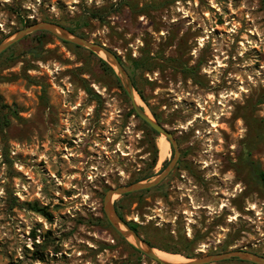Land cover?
I'll return each instance as SVG.
<instances>
[{
	"label": "rangeland",
	"instance_id": "obj_1",
	"mask_svg": "<svg viewBox=\"0 0 264 264\" xmlns=\"http://www.w3.org/2000/svg\"><path fill=\"white\" fill-rule=\"evenodd\" d=\"M27 20H80L83 37L126 66L145 51L158 64L138 102L177 136L181 158L150 191L115 197L145 241L184 261L234 249L264 256V185L249 161L264 169L261 0H0V43ZM36 33L0 58V118L11 120L0 121V264H161L113 227L104 197L157 176L173 147L160 155V134L131 114L98 53Z\"/></svg>",
	"mask_w": 264,
	"mask_h": 264
},
{
	"label": "water",
	"instance_id": "obj_2",
	"mask_svg": "<svg viewBox=\"0 0 264 264\" xmlns=\"http://www.w3.org/2000/svg\"><path fill=\"white\" fill-rule=\"evenodd\" d=\"M38 31L49 32L57 36L61 40L75 43L95 53H98L104 60H106L111 65L113 70L117 73L132 102V107L136 111V114L141 119L146 121L160 135H165L174 149L172 159L170 160L168 165L154 178L150 180H141L133 182L127 185L113 186L107 190L104 197V212L113 227L117 229L140 251H142L152 259L160 262L161 264H210L229 259H241L251 261L255 264H264V256L243 249H234L224 252L206 254L196 258H190L187 261L181 262L166 261L155 253V248L147 241H145L139 235V233L132 229L127 223V220L123 219L118 213L115 205V197L122 196L128 193L142 191L145 189H150L161 184L173 172V170L180 161L181 149L177 136L173 133V131L169 130L166 125L159 122L153 116L152 113H147V110L141 104H139L137 98H142L136 90L129 72L126 70L123 63L119 59L118 54H116L105 44L89 40L77 33L71 32L66 27L56 24L54 22L37 21L18 30L15 34L9 36L7 39L2 41L0 43V55L9 47L14 45L27 35Z\"/></svg>",
	"mask_w": 264,
	"mask_h": 264
},
{
	"label": "trees",
	"instance_id": "obj_3",
	"mask_svg": "<svg viewBox=\"0 0 264 264\" xmlns=\"http://www.w3.org/2000/svg\"><path fill=\"white\" fill-rule=\"evenodd\" d=\"M261 2L263 4V6H264V0H261ZM98 14H99V12H94L93 13L94 17H100ZM21 24H22V26H27V25H30L32 23H31L30 20H27L26 22L22 21ZM64 26L67 29H69L71 32H73V33H77V34H79L81 36H85L83 33H81L79 31L81 29V27H82V21H80V20L75 21L71 25H64ZM47 34H48L47 32L41 31V32H37L35 35H38L39 37H42V36H46ZM63 42L68 43L67 41H63ZM7 51H8V49L6 51H4L0 55V58H2L3 55ZM119 59L121 60L123 65L126 67L127 71L129 72V74H130V76H131V78L133 80L134 86H135L136 90L138 91L139 95L141 96V98L143 100L146 101L147 97L145 95V91H144V87H143V80H144L143 74H144L145 71H150V70H153L154 68L158 67V64H156L155 61H151V59H153V57L150 55L149 51H145V53H143L140 57H137V58L130 57L129 60H128V65L127 66L122 61V58L120 56H119ZM99 60H100L101 65L106 70H108V71H110V73L114 74V70L112 69V67H110V65L104 59H99ZM117 81H118V83L120 85V82H119L118 78H117ZM120 87H121V85H120ZM87 90L89 91L90 94H92L94 96H98V94L95 93V91L91 87L88 86ZM131 114H136V111L133 108L131 109ZM153 114H154V116L156 118H159L158 114L155 113L154 111H153ZM0 121L3 122L4 125L11 124V120H9L7 118H4V116L0 118ZM142 121L153 133L159 135V133L156 132L146 121H144L143 119H142ZM247 155L249 156V157H247L249 159L250 158V152H247ZM249 161L251 162L252 172H253L254 177L257 178L258 181L261 182L264 185V169L261 166H259V165H255L254 161H252V160H249ZM148 176L149 175H147V174L139 176L137 179H135L134 182L144 180ZM150 190L151 189L142 190L141 192H148ZM132 194L133 193L124 194L122 197L130 196ZM30 207H31L32 210H35L36 212H39V213H41V214H43V215H45L47 217H52V214L47 210V206H40L39 204L34 203V204H30ZM117 210H118V208H117ZM118 212L121 215V217L123 219H125L124 216L122 215V213L119 210H118ZM127 223L129 224V226L132 229H134L137 233L140 234V232H141L140 231V225L138 223L131 222V221H127ZM107 226H110V224L108 222H107ZM148 242L153 244L150 240ZM163 249L168 250V251L171 250L169 248H163ZM186 255L190 256V257L193 256L191 253H187Z\"/></svg>",
	"mask_w": 264,
	"mask_h": 264
},
{
	"label": "bare ground",
	"instance_id": "obj_4",
	"mask_svg": "<svg viewBox=\"0 0 264 264\" xmlns=\"http://www.w3.org/2000/svg\"><path fill=\"white\" fill-rule=\"evenodd\" d=\"M137 101L140 102L139 97L137 98ZM147 113H150L149 110H147ZM158 147L160 150V155L162 157H165L170 154L171 144L165 135H160V137L158 138ZM156 250H155V253L166 261H169V262H181V260L184 261L183 257H180L179 254L174 255V254L165 252L164 250L163 251H160V250L156 251Z\"/></svg>",
	"mask_w": 264,
	"mask_h": 264
}]
</instances>
